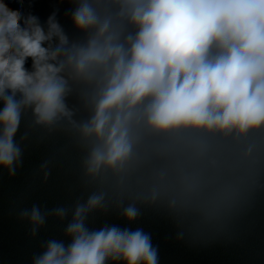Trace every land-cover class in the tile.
<instances>
[{
  "label": "clouds",
  "instance_id": "9594fccd",
  "mask_svg": "<svg viewBox=\"0 0 264 264\" xmlns=\"http://www.w3.org/2000/svg\"><path fill=\"white\" fill-rule=\"evenodd\" d=\"M74 2L71 19L87 33L83 42H70L55 12L45 29L37 16L0 0V167L11 176L20 163L14 137L26 111L49 129L67 121L88 149L84 175L100 188L71 209L70 243L48 240L33 264H158V250L143 229L106 224L93 230L87 218L114 202L131 223L140 215L138 202L162 200L166 168L154 171L146 194L127 195L146 135L234 144L264 135V0ZM74 86L90 110L83 122L73 119L66 102ZM255 150L247 144L243 159ZM197 151L207 156L209 148L201 144ZM217 163L209 159L212 167ZM179 183L188 195L207 190L199 174L182 175ZM125 197L131 200L126 206ZM167 205L177 213V199ZM69 211L59 207L53 214L63 220ZM21 218L35 235L46 217L33 206Z\"/></svg>",
  "mask_w": 264,
  "mask_h": 264
},
{
  "label": "water",
  "instance_id": "95a60500",
  "mask_svg": "<svg viewBox=\"0 0 264 264\" xmlns=\"http://www.w3.org/2000/svg\"><path fill=\"white\" fill-rule=\"evenodd\" d=\"M5 3L25 16H37L45 29L47 18L55 12L70 42H83L87 37L71 19L74 0ZM31 65L29 58L25 67L31 70ZM66 102L75 113L74 120L89 119L90 110L81 99L79 87L74 86ZM14 140L21 148L14 175L0 167V264H33L48 240L70 243L65 229L72 218L71 209L77 202H85L100 185L85 177L83 160L88 149L67 121L45 128L34 123L28 110ZM201 144L208 146L207 156L198 154ZM247 144H254L256 150L245 160L242 154ZM139 157L127 195L146 194L155 183L154 171L166 168L162 200L138 202L140 215L131 223L121 215L122 207L113 202L107 211L89 214V229L106 224L143 229L158 250V264H264V135L250 136L239 144L218 137L146 135ZM209 159H215L217 166L212 167ZM191 174H199L205 192L188 195L181 190L180 177ZM112 183L111 179L106 182V190L111 191ZM171 198L178 201L177 213L168 208ZM130 202L124 198V206ZM33 206L46 217L35 235L30 222L21 218V212ZM59 207L70 209L63 220L53 214Z\"/></svg>",
  "mask_w": 264,
  "mask_h": 264
}]
</instances>
